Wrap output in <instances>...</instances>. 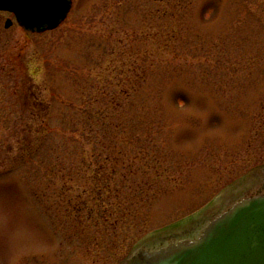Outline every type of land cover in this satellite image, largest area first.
I'll use <instances>...</instances> for the list:
<instances>
[{"label": "rangeland", "instance_id": "374dc122", "mask_svg": "<svg viewBox=\"0 0 264 264\" xmlns=\"http://www.w3.org/2000/svg\"><path fill=\"white\" fill-rule=\"evenodd\" d=\"M71 1L42 34L0 12V264H118L264 164V0Z\"/></svg>", "mask_w": 264, "mask_h": 264}, {"label": "water", "instance_id": "95a60500", "mask_svg": "<svg viewBox=\"0 0 264 264\" xmlns=\"http://www.w3.org/2000/svg\"><path fill=\"white\" fill-rule=\"evenodd\" d=\"M71 7V0H0V11L38 34L55 30ZM257 172L258 184L219 212L185 234L135 248L120 264H264V166Z\"/></svg>", "mask_w": 264, "mask_h": 264}, {"label": "trees", "instance_id": "16d2710c", "mask_svg": "<svg viewBox=\"0 0 264 264\" xmlns=\"http://www.w3.org/2000/svg\"><path fill=\"white\" fill-rule=\"evenodd\" d=\"M49 116H50V114L48 113L47 114V118H43V120L41 121V124L37 127V129H35V130H32V131H35L36 132V141H35V149L33 150V151H37L38 149H39V143L38 142H40V144H42L43 142H42V139H44V137L46 136V133L49 131V128L47 127L48 126V123H47V119L49 118ZM48 128V129H47ZM29 130V129H28ZM32 131H30V132H32ZM33 151H31L30 153H29V155H32V152ZM23 154V153H22ZM100 172L99 171H97V173H96V171H95V174H94V182H100V181H102L103 182V179H101L100 177H99V174ZM96 184V183H95ZM120 207V206H119ZM118 208V207H117ZM124 212H123V211ZM117 212H120L121 213V215H123V214H125L126 212H127V210H124L122 207H120V208H118L117 209ZM128 213V212H127ZM111 215V214H110Z\"/></svg>", "mask_w": 264, "mask_h": 264}]
</instances>
